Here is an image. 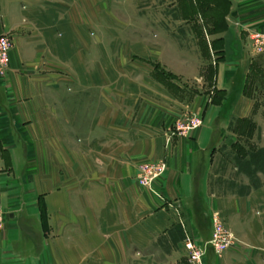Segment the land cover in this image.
<instances>
[{
  "label": "crops",
  "instance_id": "0c3cea01",
  "mask_svg": "<svg viewBox=\"0 0 264 264\" xmlns=\"http://www.w3.org/2000/svg\"><path fill=\"white\" fill-rule=\"evenodd\" d=\"M254 31L264 0H0V264H188L212 213L236 241L204 264H264V159L253 178L237 165L264 153ZM190 113L201 125L166 143ZM156 160L159 196L135 180Z\"/></svg>",
  "mask_w": 264,
  "mask_h": 264
},
{
  "label": "built area",
  "instance_id": "2783aa9c",
  "mask_svg": "<svg viewBox=\"0 0 264 264\" xmlns=\"http://www.w3.org/2000/svg\"><path fill=\"white\" fill-rule=\"evenodd\" d=\"M248 41L250 49L259 54L264 51V34L261 32L248 33ZM10 39L8 36L0 33V73L4 65L7 63L8 51L10 49ZM201 124V118L194 114H188L184 119L175 121L172 127L166 131L165 142L168 143L174 136L184 135L190 130L198 127ZM165 170V162L163 160H156L140 164L137 168L136 180L138 184L146 187L152 194L159 196L153 189L152 183L154 179L163 173ZM4 224V214L0 209V229ZM210 238L206 242L214 253L220 254L232 245L234 241L233 234L227 230L217 213L210 215ZM196 244L189 236L185 235L182 240L183 248L186 251V258L188 264H204L203 258L205 253V246Z\"/></svg>",
  "mask_w": 264,
  "mask_h": 264
},
{
  "label": "rangeland",
  "instance_id": "374dc122",
  "mask_svg": "<svg viewBox=\"0 0 264 264\" xmlns=\"http://www.w3.org/2000/svg\"><path fill=\"white\" fill-rule=\"evenodd\" d=\"M153 7H156L155 5H153ZM168 11H169V13L172 11V8H171V6H169L168 5ZM174 27H176L175 26V23L174 22H171V21H168V28L170 29V28H174ZM155 30V27H153V31ZM4 35H6V34H4ZM6 36H8V35H6ZM9 37V36H8ZM10 39V38H9ZM10 43H11V41H10ZM10 46H11V44H10ZM6 66H7V63H6V65H4V67H3V69H2V72L0 73V76H3V74L5 73V70H6ZM199 82H200V78L198 77V78H195V79H193L192 80V82H190V84H189V86H188V88L190 89V91L192 90V91H202V86L199 88V86L197 85V84H199ZM187 116V115H186ZM185 116V117H186ZM184 117V118H185ZM200 117V116H199ZM184 118H182V119H184ZM201 118V117H200ZM182 119H178V120H175V121H180V120H182ZM174 121V122H175ZM174 122L170 125V126H168V128L166 129V131L170 128V127H172V125L174 124ZM201 123H202V119H201ZM201 125V124H200ZM199 125V126H200ZM197 128V127H196ZM195 129V128H194ZM191 131V130H190ZM189 131V132H190ZM186 134H188V132L186 133ZM186 134H184V135H186ZM225 151H223V155H222V157L224 156V158L225 159H228V161H230V164L232 163L231 162V160H229L230 159V155L229 154H226V153H224ZM255 160H256V162H255ZM149 162H151V161H149ZM254 163H250L249 165L248 164H237L239 167V169H243L244 171H249L250 173L249 174H253L252 175V177L251 178H253V176H254V173H255V171H256V168H258L257 167V163H259V161L257 162V158H255V156H254V161H253ZM143 163H145V162H142V163H140V164H143ZM147 163V162H146ZM140 164H138L137 165V168H138V166L140 165ZM230 164L229 163H225V164H220V165H218L217 163H216V168H215V172L217 173L216 175H218V176H216L215 178H220L221 179V181L223 182V181H225V182H223V184L226 186V185H230L229 183H234L236 186L235 187H233V185L234 184H232V186H229V187H231V188H235V190H237V191H241V189L243 188V187H240L239 186V182H240V180H239V176L237 175V174H235V170L234 169H232L231 167H230ZM236 164V163H235ZM250 165H252V166H250ZM137 168H136V173H137ZM164 172V171H163ZM161 175V174H160ZM160 175H158L157 177H159ZM156 177V178H157ZM155 178V179H156ZM214 178V177H213ZM154 179V180H155ZM135 180H136V174H135ZM234 180V181H233ZM136 182H137V180H136ZM226 182H228V183H226ZM249 183H252V184H254L255 183V180L254 179H249ZM137 184H138V182H137ZM138 185H140V184H138ZM141 186V185H140ZM243 186V185H242ZM144 187V186H143ZM227 187V186H226ZM146 188V187H145ZM147 189V188H146ZM148 190V189H147ZM149 191V190H148ZM150 192V191H149ZM224 225V224H223ZM224 227L227 229V230H229L225 225H224ZM230 231V230H229ZM231 232V231H230ZM210 233H211V231H210ZM232 233V232H231ZM233 234V233H232ZM234 236V235H233ZM209 238H210V234H209ZM209 238L205 241V243L204 244H206V242L209 240ZM235 241H236V239H235V236H234V241H233V243H235ZM232 243V244H233ZM204 244H202V245H204ZM199 245V244H198ZM206 246L207 247H209L211 250H212V248L208 245V244H206ZM205 246V247H206ZM230 247V246H229ZM212 252L214 253V251L212 250ZM222 253V252H221ZM216 254V253H215ZM216 255H219V254H216Z\"/></svg>",
  "mask_w": 264,
  "mask_h": 264
},
{
  "label": "trees",
  "instance_id": "16d2710c",
  "mask_svg": "<svg viewBox=\"0 0 264 264\" xmlns=\"http://www.w3.org/2000/svg\"><path fill=\"white\" fill-rule=\"evenodd\" d=\"M254 156L255 158H257V162L259 161V163H257V167L258 168H262V164H263V159H264V153L262 150H256L254 152H251L249 154L248 160L245 162L246 164H250V163H254ZM256 162V160H255Z\"/></svg>",
  "mask_w": 264,
  "mask_h": 264
}]
</instances>
